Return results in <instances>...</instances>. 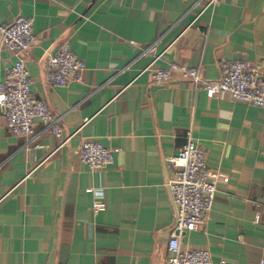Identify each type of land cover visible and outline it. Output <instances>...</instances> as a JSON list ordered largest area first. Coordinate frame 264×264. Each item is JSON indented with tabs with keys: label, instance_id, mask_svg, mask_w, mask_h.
I'll list each match as a JSON object with an SVG mask.
<instances>
[{
	"label": "crops",
	"instance_id": "crops-1",
	"mask_svg": "<svg viewBox=\"0 0 264 264\" xmlns=\"http://www.w3.org/2000/svg\"><path fill=\"white\" fill-rule=\"evenodd\" d=\"M197 1L0 0V24L34 17L23 57L32 93L61 128L36 118L31 133L14 134L0 105V264H170L167 159L188 130L219 179L205 222L181 234L182 248L264 264V108L216 96L171 67L217 79L222 59L262 60L264 0H220L198 17L206 0ZM64 43L86 66L80 81L58 86L46 80V56ZM159 53L152 68L170 78L155 83L145 68ZM15 57L0 44V79ZM88 139L114 161L82 162Z\"/></svg>",
	"mask_w": 264,
	"mask_h": 264
},
{
	"label": "built area",
	"instance_id": "built-area-1",
	"mask_svg": "<svg viewBox=\"0 0 264 264\" xmlns=\"http://www.w3.org/2000/svg\"><path fill=\"white\" fill-rule=\"evenodd\" d=\"M219 1L206 0L199 6L201 0H198L195 3L200 9L197 17ZM33 23V16L20 14L11 22L0 24L1 46L16 54L15 60L5 67L4 75L0 79V105L5 110L7 126L14 134L31 133L34 120L40 118L47 128L59 135V118L53 116L44 100L32 93V78L23 57L24 51L35 41ZM161 55L162 53L157 54L145 70L151 69ZM46 65V80L62 86L72 80L80 81L86 63L64 43L55 52L47 54ZM171 67L196 87L209 89L216 96L229 94L235 100L264 108V58L258 62L246 58L222 59L221 76L217 79L206 78L196 67ZM169 78V69L152 68L153 82L162 83ZM88 120L89 118H85V122ZM79 154L81 161L92 168H102L114 161L113 151L95 139L83 141ZM167 160L172 166L167 186L175 209L172 235L168 242L171 251L168 257L170 264H224L223 261H215L206 247L183 249L180 240L183 232L194 230L205 222L216 197L219 172L208 167L206 152L193 139L191 130L187 131V140L183 146ZM90 191L97 197L103 195L102 188H90ZM94 206L96 210H100L105 204L97 199Z\"/></svg>",
	"mask_w": 264,
	"mask_h": 264
}]
</instances>
